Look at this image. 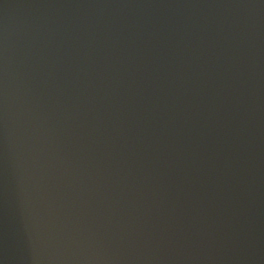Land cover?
<instances>
[{"label":"water","instance_id":"obj_1","mask_svg":"<svg viewBox=\"0 0 264 264\" xmlns=\"http://www.w3.org/2000/svg\"><path fill=\"white\" fill-rule=\"evenodd\" d=\"M0 264H264V0H0Z\"/></svg>","mask_w":264,"mask_h":264}]
</instances>
